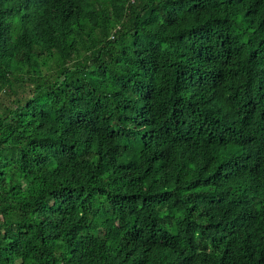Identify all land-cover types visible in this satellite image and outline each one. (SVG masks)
Wrapping results in <instances>:
<instances>
[{
  "label": "trees",
  "instance_id": "trees-1",
  "mask_svg": "<svg viewBox=\"0 0 264 264\" xmlns=\"http://www.w3.org/2000/svg\"><path fill=\"white\" fill-rule=\"evenodd\" d=\"M0 264H264V0H0Z\"/></svg>",
  "mask_w": 264,
  "mask_h": 264
},
{
  "label": "rangeland",
  "instance_id": "rangeland-1",
  "mask_svg": "<svg viewBox=\"0 0 264 264\" xmlns=\"http://www.w3.org/2000/svg\"><path fill=\"white\" fill-rule=\"evenodd\" d=\"M33 85L31 83H26V91H25V95L26 96H30L33 93ZM15 96H13V94L9 95V96H4V102L11 105L12 100L14 99Z\"/></svg>",
  "mask_w": 264,
  "mask_h": 264
}]
</instances>
